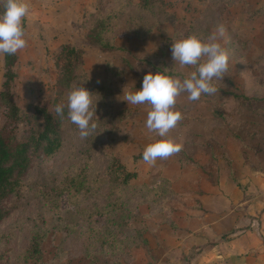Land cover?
Here are the masks:
<instances>
[{
  "label": "rangeland",
  "instance_id": "374dc122",
  "mask_svg": "<svg viewBox=\"0 0 264 264\" xmlns=\"http://www.w3.org/2000/svg\"><path fill=\"white\" fill-rule=\"evenodd\" d=\"M30 6L28 46L16 53L9 87L22 113L17 140L41 121L33 106L55 114L77 83L101 97L98 134L82 139L67 121L57 152L30 150L20 191L2 202L0 264H264V0H30ZM221 26L228 72L214 81L216 93L177 98L184 118L170 136L183 148L150 167L142 159L153 139L145 127L150 105L127 104L126 93L139 89L149 71L186 76L194 68L173 61V41L207 38ZM66 45L80 53L69 86L54 61ZM4 65L5 55L0 91ZM1 101L0 95V133L7 112ZM112 158L137 172L127 186L106 175ZM84 166L86 183L77 191L66 177Z\"/></svg>",
  "mask_w": 264,
  "mask_h": 264
},
{
  "label": "clouds",
  "instance_id": "9594fccd",
  "mask_svg": "<svg viewBox=\"0 0 264 264\" xmlns=\"http://www.w3.org/2000/svg\"><path fill=\"white\" fill-rule=\"evenodd\" d=\"M2 4L0 56L14 55L28 46L24 21L31 14L30 0H2ZM224 32L225 29L221 26L207 38L189 34L176 39L171 46L173 61L178 62L181 67L192 66L194 70L186 76L167 71H149L143 76L139 89L133 85L135 90L126 93L127 104L150 105L145 127L153 134V139L142 152L143 161L150 167L183 148L181 142L170 136L171 130L184 118L176 108L177 98L182 93H187L188 100L197 101L201 95L216 93L214 81L222 79L228 72L231 58L220 43ZM248 88L252 89L251 82L248 83ZM100 99L97 93L89 91L83 83H77L69 91L67 103L57 104L55 112L62 117L67 108L68 120L78 128L82 139L87 138L98 134L99 120L95 113Z\"/></svg>",
  "mask_w": 264,
  "mask_h": 264
},
{
  "label": "trees",
  "instance_id": "16d2710c",
  "mask_svg": "<svg viewBox=\"0 0 264 264\" xmlns=\"http://www.w3.org/2000/svg\"><path fill=\"white\" fill-rule=\"evenodd\" d=\"M79 56L80 53L76 49L66 45L62 46V50L54 58L55 70L58 75L67 78V86L75 79V76L71 75L74 71V67L78 65ZM16 60V54L5 55L4 81L2 84L3 88L0 91L1 103L7 110L6 127H4L0 133V220L6 215V212L1 207L2 202L10 195L20 191L23 180L22 176H24V172L29 166L30 150L41 152L45 156L53 155L62 147L64 122H69L67 118V109H65L64 115L61 117L58 116L56 112L55 114H51L42 107L33 106V113H37L41 121H39L37 127H32L30 129L25 140H17L15 128L16 123L22 117V113L13 99L12 93L9 91L10 82L16 75L13 68ZM84 154L85 156H83L82 153V158L85 163L84 165H86L91 155L88 150H85ZM85 167L86 166L81 168L82 174H78L80 176L79 180L77 178L78 175L73 177L67 175L66 177V180L69 181L72 187L77 189V191L85 186L87 179L85 173L83 174ZM106 175L110 182L127 186L131 180L137 177V172L128 170L122 161L112 158L108 163ZM76 180L78 181L75 182ZM160 186L161 185H159V187ZM51 190L57 193V188H52ZM33 240L34 241L31 243V254L35 256L39 254L38 249H36L37 246H33V243L38 242L37 234L34 235Z\"/></svg>",
  "mask_w": 264,
  "mask_h": 264
},
{
  "label": "crops",
  "instance_id": "0c3cea01",
  "mask_svg": "<svg viewBox=\"0 0 264 264\" xmlns=\"http://www.w3.org/2000/svg\"><path fill=\"white\" fill-rule=\"evenodd\" d=\"M261 157H262V159L264 160V153H262L261 154ZM262 163H263V161H262ZM204 171V170H203ZM261 180H262V183L261 184H263L264 185V175L260 178ZM261 186V185H260ZM263 187L264 186H261V189L263 190V192H264V189H263ZM262 193V192H261ZM205 202V201H204Z\"/></svg>",
  "mask_w": 264,
  "mask_h": 264
}]
</instances>
